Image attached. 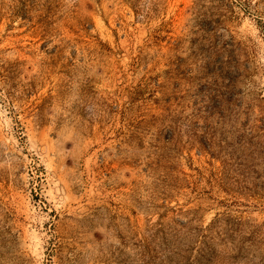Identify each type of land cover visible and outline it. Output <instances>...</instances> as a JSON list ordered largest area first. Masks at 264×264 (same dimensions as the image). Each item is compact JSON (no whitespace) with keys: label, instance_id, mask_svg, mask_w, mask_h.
I'll return each mask as SVG.
<instances>
[{"label":"rangeland","instance_id":"rangeland-1","mask_svg":"<svg viewBox=\"0 0 264 264\" xmlns=\"http://www.w3.org/2000/svg\"><path fill=\"white\" fill-rule=\"evenodd\" d=\"M210 248L264 264V0H0V264Z\"/></svg>","mask_w":264,"mask_h":264},{"label":"trees","instance_id":"trees-1","mask_svg":"<svg viewBox=\"0 0 264 264\" xmlns=\"http://www.w3.org/2000/svg\"><path fill=\"white\" fill-rule=\"evenodd\" d=\"M208 250L210 251V254L208 253L209 255L206 256L204 255L203 260L198 259L197 264H212V263L217 264V262H219V257L215 255L214 251L211 248Z\"/></svg>","mask_w":264,"mask_h":264}]
</instances>
